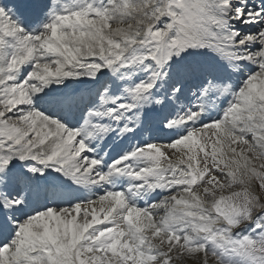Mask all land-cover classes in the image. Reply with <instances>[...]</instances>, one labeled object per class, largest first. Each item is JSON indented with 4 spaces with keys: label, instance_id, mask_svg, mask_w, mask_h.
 Returning a JSON list of instances; mask_svg holds the SVG:
<instances>
[{
    "label": "snow or ice",
    "instance_id": "6c2138e0",
    "mask_svg": "<svg viewBox=\"0 0 264 264\" xmlns=\"http://www.w3.org/2000/svg\"><path fill=\"white\" fill-rule=\"evenodd\" d=\"M0 264H264V0H0Z\"/></svg>",
    "mask_w": 264,
    "mask_h": 264
}]
</instances>
